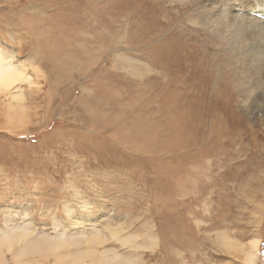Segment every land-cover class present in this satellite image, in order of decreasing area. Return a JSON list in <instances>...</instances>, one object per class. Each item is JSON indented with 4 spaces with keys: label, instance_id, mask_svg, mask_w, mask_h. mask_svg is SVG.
I'll list each match as a JSON object with an SVG mask.
<instances>
[{
    "label": "rangeland",
    "instance_id": "obj_1",
    "mask_svg": "<svg viewBox=\"0 0 264 264\" xmlns=\"http://www.w3.org/2000/svg\"><path fill=\"white\" fill-rule=\"evenodd\" d=\"M197 2L0 0V234L69 244L29 264H264L261 92Z\"/></svg>",
    "mask_w": 264,
    "mask_h": 264
},
{
    "label": "bare ground",
    "instance_id": "obj_2",
    "mask_svg": "<svg viewBox=\"0 0 264 264\" xmlns=\"http://www.w3.org/2000/svg\"><path fill=\"white\" fill-rule=\"evenodd\" d=\"M198 1L200 2L199 3L197 2L198 4L196 6H198V8L200 9L199 11L203 14L209 15V17L207 16L208 18L206 20L207 22L206 25L209 24V26L206 27V29H209L217 33L216 36H218L221 39V41H224L227 43L228 46L229 45L231 46V49L234 50L235 56L238 58V60H242L241 61L242 63L240 62L242 69L240 68V70L242 72L247 70L249 71V73H251V75L255 77L254 82L256 84L258 93L261 92V94H263L264 93V45L262 44H264V0H249V1L248 0L247 1L198 0ZM203 3L205 5L199 7V5ZM207 3L210 4L211 6L210 8L207 7ZM237 3H238L237 5L238 7H236ZM127 60H129L132 63L130 59ZM24 66L25 65L18 66L12 63L10 58L0 56V91L2 90L11 91L12 88H15L16 85H18L19 83L29 81L28 79L29 77L25 72ZM252 91L255 90L251 88L248 90V93L249 92L252 93ZM261 94L259 96V99L262 102L260 103L258 102L257 98L252 103H248L246 101V98L244 97L243 106L245 107V112L251 115L258 114L256 115L258 117L259 116L264 117V97L261 99ZM224 152H226L225 149L221 147L220 153H224ZM14 227H16V225ZM33 235L31 234V231H29L27 227H22V226L21 228L20 227L10 228L9 231L1 233L0 238H6V241L0 240V264H5V262L8 261L6 260L7 258L4 256L5 247L2 248L3 246H6V249L9 252L8 249L14 247L17 244H20L19 248L18 249L16 248L17 249L16 251L14 250V248L12 249L14 252L12 251L13 258H11V260L12 259L15 260V264H29L28 261L29 255L32 253H35L36 255V252L37 254H39L38 250H43V248H41L42 246L43 247L45 246L46 250L50 251L59 248V246L63 247L67 244L66 241L67 238L65 233H63L62 235H56V236L53 235V237L51 236V234L50 235L41 234L40 236L38 235L33 236ZM77 235L74 234L73 237L70 236L69 241L72 242L71 244L74 245L75 243L77 244V242H79L80 240H84V242H86V243L83 242L85 245L89 243H93L96 245L98 240H101V238L103 240V235L100 234V231H94L91 234L89 233L88 235L87 234H81L82 236L79 235L77 236ZM113 236L116 237L115 235ZM129 239L132 240V238ZM102 240L100 242H102ZM6 244L9 246L8 248ZM259 246H260V242L253 243V245L250 246L249 249L246 248L244 250L245 252L244 258L247 263L249 262L253 263L256 261ZM95 248H97V245ZM86 251L88 250L86 249ZM42 254H44L43 251ZM35 255L33 254V256ZM33 259L34 257L31 260ZM35 261L32 262L30 261V262L33 263Z\"/></svg>",
    "mask_w": 264,
    "mask_h": 264
}]
</instances>
